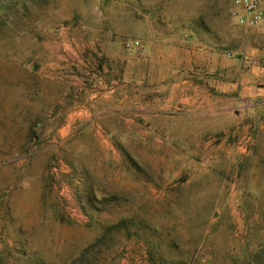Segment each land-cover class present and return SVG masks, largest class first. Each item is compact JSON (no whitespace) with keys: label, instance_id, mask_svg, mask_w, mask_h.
Instances as JSON below:
<instances>
[{"label":"rangeland","instance_id":"obj_1","mask_svg":"<svg viewBox=\"0 0 264 264\" xmlns=\"http://www.w3.org/2000/svg\"><path fill=\"white\" fill-rule=\"evenodd\" d=\"M0 264H264V22L0 0Z\"/></svg>","mask_w":264,"mask_h":264},{"label":"built area","instance_id":"obj_2","mask_svg":"<svg viewBox=\"0 0 264 264\" xmlns=\"http://www.w3.org/2000/svg\"><path fill=\"white\" fill-rule=\"evenodd\" d=\"M232 15L237 24L252 29L261 26L264 22V0H231ZM127 48H139L138 40L126 43Z\"/></svg>","mask_w":264,"mask_h":264}]
</instances>
